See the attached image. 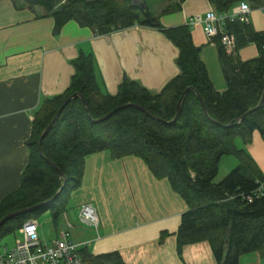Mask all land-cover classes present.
<instances>
[{"label":"trees","instance_id":"1","mask_svg":"<svg viewBox=\"0 0 264 264\" xmlns=\"http://www.w3.org/2000/svg\"><path fill=\"white\" fill-rule=\"evenodd\" d=\"M12 1L18 6V0ZM22 1L33 12L41 7L52 16L55 34L72 20L97 35L135 25L155 28L179 49L180 72L159 91L124 77L118 92L111 95L97 80L94 54L81 52L73 61L75 72L69 87L45 99L35 113L26 142L28 161L19 186L0 201V220L18 210H32L4 222L0 239L48 211L58 224L72 193L81 186L86 157L109 151L114 159L141 158L156 178L168 179L185 200L188 209L176 233L180 257L186 245L208 242L217 264H239L242 255L253 252L264 259V194L255 193L264 173L245 147L256 130L264 140V102L258 107L264 94V31H256L251 23L227 22L225 31L236 37L234 54L226 52L221 35L213 38L227 84L220 92L201 59V48L193 42L190 24L166 27L147 4L133 0ZM240 1L211 0L219 12L229 11ZM251 43L257 45L259 55L242 60L238 51ZM226 155L239 163L215 182ZM80 253L83 264H127L118 251L94 254L84 246Z\"/></svg>","mask_w":264,"mask_h":264},{"label":"crops","instance_id":"2","mask_svg":"<svg viewBox=\"0 0 264 264\" xmlns=\"http://www.w3.org/2000/svg\"><path fill=\"white\" fill-rule=\"evenodd\" d=\"M244 1L251 8L252 27L264 31V0ZM17 5L0 0V201L20 184L36 111L45 99L69 87L73 61L81 52L94 54L97 80L111 95L118 92L124 77L159 91L180 72L179 49L155 28L135 25L97 35L72 20L55 34V20L43 8L33 12L22 0ZM212 8L211 0H185L171 16L162 10L160 19L166 27L190 24L210 79L222 92L227 84L217 44L201 24L191 25L195 15ZM258 55L254 43L238 51L242 60ZM245 147L264 173V140L259 131ZM86 203L96 208L98 229L79 220ZM187 209L169 180L156 178L141 158L114 159L109 151H101L86 157L81 186L71 195L58 238L66 232L69 240L94 254L118 251L127 264H217L208 242L186 245L179 256L176 233ZM39 233L44 237L41 224ZM239 264H264V259L253 252L242 255Z\"/></svg>","mask_w":264,"mask_h":264},{"label":"built area","instance_id":"3","mask_svg":"<svg viewBox=\"0 0 264 264\" xmlns=\"http://www.w3.org/2000/svg\"><path fill=\"white\" fill-rule=\"evenodd\" d=\"M251 8L247 1H240L235 9L219 12L209 9L204 15H195L191 25L201 24L205 34L213 39L221 35V42L229 54L236 53V37L225 31L227 22L239 21L250 23ZM255 193L264 194V181L261 182ZM252 197H249L251 200ZM79 220L82 224L98 229L99 218L96 208L89 203L83 204L79 211ZM38 219H29L23 223L19 231L23 237L16 241L12 248H5L0 252V264H83L80 253L82 246L68 239L63 232L61 237L51 244L43 243L39 233ZM84 247V246H83Z\"/></svg>","mask_w":264,"mask_h":264},{"label":"rangeland","instance_id":"4","mask_svg":"<svg viewBox=\"0 0 264 264\" xmlns=\"http://www.w3.org/2000/svg\"><path fill=\"white\" fill-rule=\"evenodd\" d=\"M63 1V0H61ZM134 3L137 4H147L152 12L155 15L160 16L162 13V10L165 8L170 7V9H173L169 13H165V16H171L180 10L178 9L179 5H181L185 0H133ZM216 10V9H215ZM238 145L241 144V140L237 139ZM238 160L236 157L232 155H226L222 158L220 166H219V172L215 178V182L221 181L232 169H234L238 165ZM40 220L39 224H41V227H43L44 234H42L41 237L43 243L51 244L53 241H55L61 233L60 228L64 227V215H61L58 221V226L55 225L52 214L50 211L42 214L40 217H38ZM23 237L22 233L19 230H16L15 232H11L5 236H3L0 239V252H3L4 249L12 248L16 244V241L18 239H21ZM55 239V240H54Z\"/></svg>","mask_w":264,"mask_h":264},{"label":"water","instance_id":"5","mask_svg":"<svg viewBox=\"0 0 264 264\" xmlns=\"http://www.w3.org/2000/svg\"><path fill=\"white\" fill-rule=\"evenodd\" d=\"M190 88H188L187 90H189ZM187 90H186V92H187ZM185 92V93H186ZM76 96H78V94H75V95H73L72 97H70L66 102H68L69 100H71L72 98H74V97H76ZM183 97V96H182ZM82 98H83V101H84V104L86 105L87 104V101H86V99L84 98V96H82ZM181 101H182V98L179 100V102H178V106H177V116L179 115V113H180V111H181ZM203 102V101H202ZM263 102H264V94H263V97H262V99H261V102H260V104H259V106L258 107H260L262 104H263ZM204 104V103H203ZM62 109H63V106L58 110V112L56 113V115L54 116V118H53V120L51 121V123L47 126V128L45 129V131L43 132V134H42V136H41V139H40V142L42 141V139L44 138V136L49 132V130L52 128V126L54 125V123L56 122V120L58 119V117L60 116V114H61V112H62ZM113 112H111V113H109L108 115H106L104 118H102L101 120H103V119H105V118H107V117H109L111 114H112ZM100 121V120H99ZM48 162L51 164V165H53L54 167H55V169L62 175V172L50 161V160H48ZM58 195V194H57ZM56 195V196H57ZM55 196V197H56ZM55 197L54 198H52L51 200H50V202L51 201H53L54 199H55ZM30 210H32L31 208H27V209H23V210H18V211H15V212H13V213H10V214H8V215H6L5 217H3L1 220H0V226L4 223V222H6L7 220H9V219H11L12 217H15L16 215H18V214H20V213H24V212H28V211H30Z\"/></svg>","mask_w":264,"mask_h":264}]
</instances>
